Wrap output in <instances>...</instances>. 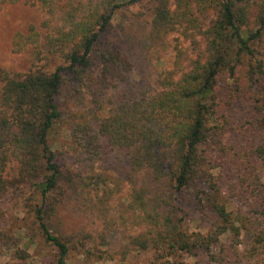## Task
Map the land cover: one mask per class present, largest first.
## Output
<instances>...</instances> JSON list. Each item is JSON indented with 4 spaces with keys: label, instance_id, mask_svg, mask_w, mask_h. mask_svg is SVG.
Wrapping results in <instances>:
<instances>
[{
    "label": "trees",
    "instance_id": "1",
    "mask_svg": "<svg viewBox=\"0 0 264 264\" xmlns=\"http://www.w3.org/2000/svg\"><path fill=\"white\" fill-rule=\"evenodd\" d=\"M18 3L44 16L13 36L12 51L55 67L0 68V197L32 188L35 224L55 248V264H68V246L48 228L53 193L65 182L81 191L91 185L63 173L49 145L63 121L56 99L65 75L90 91L89 104L69 116V139L113 175L94 184L100 239L120 229L123 254L264 264V98L254 88L264 75V0H0ZM125 6L150 12L147 43L175 34L170 66L152 84L133 81L134 56L112 39ZM222 80L234 85L220 88ZM186 192L206 230L185 226L177 197ZM4 250L25 258L0 231V256Z\"/></svg>",
    "mask_w": 264,
    "mask_h": 264
},
{
    "label": "rangeland",
    "instance_id": "2",
    "mask_svg": "<svg viewBox=\"0 0 264 264\" xmlns=\"http://www.w3.org/2000/svg\"><path fill=\"white\" fill-rule=\"evenodd\" d=\"M136 9L125 6L118 10L112 20V39L120 42V46L134 56L132 60L136 69L133 71V81L139 84L146 82L152 84L154 75L170 66L171 43L175 34H169L153 44L147 43L144 41V35L149 28L150 12ZM43 16L42 10L38 7L22 3L0 5V68L10 73H27L37 69L49 71L55 67V63L44 65V62L34 61L27 51L20 53L12 51L13 36L28 26H39ZM63 81V88L56 99L63 121L52 129L49 145L63 173H69L70 176L72 174V177L80 176L91 184L89 188L81 191L80 188L74 189L73 185L65 182L53 193V197L57 198V204L47 224L49 231L67 244V263L206 264L199 260V263H195L194 259L187 257L158 258L151 250H132L128 254H123L120 246L124 232L120 229L107 233L104 239L98 237L99 231L90 209L91 200L98 192L94 184L105 179L103 175L102 179L99 178L101 173L109 175L111 173L105 171L99 162L91 164L86 161L70 141L67 129L69 116L89 104L86 100L90 98V91L86 85L84 87L78 81H73L71 75H65ZM227 85L233 86L234 81L220 82V88ZM254 88H257L262 94L260 97L264 98V75ZM4 176L7 180H12L16 173L7 169ZM125 196L126 189L123 188L121 193H115L114 198L118 201ZM190 198L191 195L187 192L177 197L185 226L190 231L206 230L210 224L191 210ZM36 201L37 196L33 194L30 186L13 188L11 193L0 197V231L14 236L19 248L26 252L24 260L20 261L13 250L1 251L0 264H55L56 250L40 236L38 226L35 224L32 209Z\"/></svg>",
    "mask_w": 264,
    "mask_h": 264
}]
</instances>
